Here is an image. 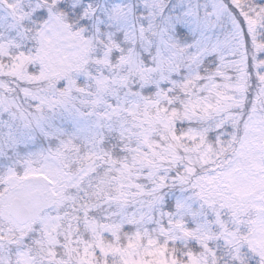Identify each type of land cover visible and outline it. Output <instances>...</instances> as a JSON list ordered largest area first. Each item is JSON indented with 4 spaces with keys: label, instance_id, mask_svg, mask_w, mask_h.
<instances>
[{
    "label": "snow or ice",
    "instance_id": "snow-or-ice-1",
    "mask_svg": "<svg viewBox=\"0 0 264 264\" xmlns=\"http://www.w3.org/2000/svg\"><path fill=\"white\" fill-rule=\"evenodd\" d=\"M0 264H264V0H0Z\"/></svg>",
    "mask_w": 264,
    "mask_h": 264
}]
</instances>
